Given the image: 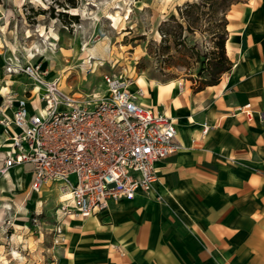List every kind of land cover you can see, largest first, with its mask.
<instances>
[{
	"label": "crops",
	"instance_id": "crops-1",
	"mask_svg": "<svg viewBox=\"0 0 264 264\" xmlns=\"http://www.w3.org/2000/svg\"><path fill=\"white\" fill-rule=\"evenodd\" d=\"M226 30L231 67L217 84L196 90L186 80L156 82L136 97L173 120L180 144L155 164L149 194L112 201L96 215L65 217L60 241L47 237L46 245L29 221L41 215L37 197L46 187L30 193L20 166L0 176V224L7 199L19 203L16 226L0 225V264H264V0L233 4ZM246 104L250 120L237 111ZM1 108L0 117H11ZM4 137L0 125V167ZM1 226L15 227L3 242Z\"/></svg>",
	"mask_w": 264,
	"mask_h": 264
},
{
	"label": "rangeland",
	"instance_id": "rangeland-1",
	"mask_svg": "<svg viewBox=\"0 0 264 264\" xmlns=\"http://www.w3.org/2000/svg\"><path fill=\"white\" fill-rule=\"evenodd\" d=\"M193 2L200 0H0V110L8 93L13 97L33 90L34 81L21 71L25 66L39 69L47 80L56 79L64 92L76 95L101 93L104 76H122L128 84L142 77L145 83H136L135 97L156 82L186 80L197 87L201 64L190 49L179 45L178 37H185L188 48L198 42L210 49L219 16L195 12L181 17L178 9ZM161 32L167 33L166 41ZM46 193L37 197L42 213L33 214L36 223L29 218L43 233L44 244L47 237L55 242L56 229L64 220L57 218L53 187ZM17 199H7L2 225L16 226ZM1 230L3 242L13 230L2 226Z\"/></svg>",
	"mask_w": 264,
	"mask_h": 264
},
{
	"label": "built area",
	"instance_id": "built-area-1",
	"mask_svg": "<svg viewBox=\"0 0 264 264\" xmlns=\"http://www.w3.org/2000/svg\"><path fill=\"white\" fill-rule=\"evenodd\" d=\"M21 71L34 87L3 100L11 117L0 118L6 147L0 176L20 166L30 175V193L53 187L62 219L96 215L112 201L152 191L155 164L180 147L171 118L137 104L122 76H104L101 93L76 95L39 69ZM237 111L251 119L250 104ZM61 238L57 228L55 242Z\"/></svg>",
	"mask_w": 264,
	"mask_h": 264
},
{
	"label": "trees",
	"instance_id": "trees-1",
	"mask_svg": "<svg viewBox=\"0 0 264 264\" xmlns=\"http://www.w3.org/2000/svg\"><path fill=\"white\" fill-rule=\"evenodd\" d=\"M240 2V0H200V2L187 3L183 8L178 9L179 15H192L195 12L200 13H209L216 16V23H214V31L211 33L212 46L210 49H204L202 45L198 42H195L191 47L188 48L185 37L180 39L178 37L179 45L186 50L190 49L192 53L195 54V60L199 61L201 64L200 69L198 70V78L200 79L199 85L196 90H200L205 86H212L219 82L220 77L227 72L231 63L226 56L225 51V41L227 38L226 30V14L229 11L230 7ZM206 7L207 11L202 10ZM177 26L182 27L181 24ZM162 40H167V33L161 32ZM205 73L206 77H202V74Z\"/></svg>",
	"mask_w": 264,
	"mask_h": 264
},
{
	"label": "bare ground",
	"instance_id": "bare-ground-1",
	"mask_svg": "<svg viewBox=\"0 0 264 264\" xmlns=\"http://www.w3.org/2000/svg\"><path fill=\"white\" fill-rule=\"evenodd\" d=\"M114 13H116V12H114ZM114 13H113V14H114ZM111 18L115 19L116 16L111 15ZM43 34H44V33H43ZM27 35H28V33H27ZM46 38H47V37H46ZM31 50H32V49H31ZM37 51H38V50H37ZM37 51H36V52H37ZM39 52H40V51H39ZM34 55H35V54H34ZM12 57H13V56H12ZM81 67L83 68V66H81ZM13 69H14V68H13ZM7 70H8V69H7ZM139 82H140V83H142V82L145 83V81L143 80V78H142V77H139V78H137V79L135 80L134 83H129V84H128V82H127V83H126V88H127V86H129L130 88L133 87V86L136 87V83H139ZM169 82H172V81H169ZM169 82H168V83H169ZM8 171H9V170H8ZM14 173H15V172H14ZM20 182H21V181H20ZM22 184H23V183H22ZM19 185H20V184H19ZM31 198L33 199V194H32V196H31ZM28 200H29V199H28Z\"/></svg>",
	"mask_w": 264,
	"mask_h": 264
}]
</instances>
